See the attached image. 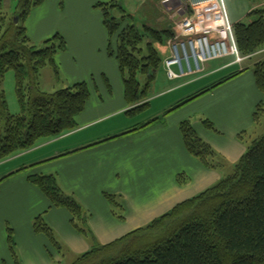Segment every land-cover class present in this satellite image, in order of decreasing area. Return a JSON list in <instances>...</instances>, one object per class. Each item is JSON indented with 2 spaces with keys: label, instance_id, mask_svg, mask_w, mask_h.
Masks as SVG:
<instances>
[{
  "label": "trees",
  "instance_id": "trees-1",
  "mask_svg": "<svg viewBox=\"0 0 264 264\" xmlns=\"http://www.w3.org/2000/svg\"><path fill=\"white\" fill-rule=\"evenodd\" d=\"M16 1L13 19L7 20L3 12L4 0H0V163L30 152L46 140H57L75 131L76 118L83 113L90 96L83 83L54 93L40 90L39 75L43 69L50 67L54 77L60 79L55 56L65 50L66 42L56 33L43 42L45 46L42 49H38L29 41L25 23L31 11L46 0ZM99 7H103L101 14L108 34L109 55L115 57L123 77L125 103L129 106L127 113L132 116L139 114L150 106L148 96L162 67L154 45L173 37V33L169 29L157 30L149 26L139 31L128 24L126 16L121 19L110 16L111 8L120 9L115 2L99 3L96 8ZM247 18L249 23L233 24L241 58H250L264 51V5L252 9ZM8 71L14 73L15 92L20 105V114L17 115L9 112L2 90V81ZM139 75L144 77V86L139 83ZM236 76L233 74L197 97L179 102L165 115ZM253 78L262 95V101L252 115L256 127L264 117V62L254 64ZM156 121L160 120L157 118L139 125L131 132ZM201 124L206 130H216L210 120H202ZM178 129L188 154L210 170L223 166L214 162L217 153L196 134L188 119L182 121ZM27 182L39 190L50 207L67 210L74 226L85 233L75 223V220L85 223L82 207L72 195L63 192L53 175H30ZM107 197L114 203L115 196ZM33 231L44 235L59 251L53 231L41 215L35 218ZM7 232L12 250V230L7 229ZM144 232L146 235L135 236ZM144 239V244H139ZM74 264H264V134L246 149L230 175L179 203L147 228L134 231L109 245L93 247Z\"/></svg>",
  "mask_w": 264,
  "mask_h": 264
},
{
  "label": "crops",
  "instance_id": "crops-1",
  "mask_svg": "<svg viewBox=\"0 0 264 264\" xmlns=\"http://www.w3.org/2000/svg\"><path fill=\"white\" fill-rule=\"evenodd\" d=\"M148 1L151 3L149 9H160L159 13L164 14L161 19L162 22L166 21L168 26H170L166 28L165 26L167 24L164 23L161 25L162 27L157 29H169L174 36L177 33L176 24L182 18L180 10L181 5L183 4L182 1ZM249 1L251 3V8H249L246 0H236L235 3L233 0H224L232 24L240 23L243 21L241 18L245 14H249L252 12V9L261 8L264 5V2L257 3L254 0ZM62 2L63 0H46L40 5L48 10V14L45 17L40 20H31L30 23H28L29 17L26 19L25 29L28 39L32 42L49 39L56 31L55 28L58 24L61 29L59 34L62 36L64 42H66V45H70V50H64V53H62V64L67 63L69 67L72 63H79L81 66L76 70L78 78H82L87 74L98 75L103 72L102 74H99L101 75V78H99L98 81L95 82L94 77L90 79L94 91H100L101 95L93 98V100H95V106L91 105L92 103L90 102L86 105L83 113L76 118L75 122L77 124V129L75 131L69 133V135L63 137V139L57 140V142L50 143L51 141H49L46 143V146L41 144L34 148V150L28 153V156H35L33 159L31 158L28 160L27 163L25 161V153L19 154L0 163L1 243L2 239H4V231L1 230V222L3 221V218L7 216L17 217L20 209H22L23 206L27 204L28 200H30L29 195L39 196L40 194L37 188L28 184L27 177L30 175L26 172L24 173V171H26L27 166H35V164L48 161L50 159L49 157H52V159L61 157L55 164L60 187L69 190L72 189L73 192L76 191L86 194L88 199L93 198V192L95 191L97 184L104 182L112 165L110 159L107 157L110 156L112 150L118 149V147H120V151L123 150L125 152L130 147H134L135 151L137 148L140 151L145 147L158 148V152L156 151L152 154L149 153L146 155L148 156L146 158L142 156L143 152L139 151L137 153L139 158L142 156L140 168L145 166L144 160L150 162L148 168H153L155 174H159V171H164L167 167L169 171H173L169 175V178L172 180L179 167L184 168L185 166H189L192 171L191 175L193 174L198 177L199 179L197 180L199 181H197L198 183L196 186L189 188V192L181 195L182 198H185L181 199L183 200L181 202L209 189V186L219 182L222 178V176L217 173V169H208L186 151L184 143L182 142L181 133L178 129L179 124L186 120V115L183 111L174 112V114L167 116V119L170 120L167 124L164 123L165 121L153 122L155 124L150 125L151 127L143 130L142 133L139 132V134L132 135L130 138L122 139L123 141L118 142L116 145L106 144L103 147L94 146L98 143L103 144V142L108 139L133 133L131 131L138 128L139 125L146 123L139 124L137 127H130L127 131L125 130L126 132H117L120 134L115 133V135L113 133V135L106 137L99 136L101 135V131H91V129L97 125V122L103 121L106 117L115 115V113L121 111H126L127 114L129 106L125 103L123 77L120 74L117 61L112 63L108 58L109 53L108 55L104 53V48H107L109 40L106 28L103 26L102 14L98 17L93 11V7L96 8L97 4L94 6L92 5L93 2L88 0H65V2ZM146 8L148 9L147 6ZM146 8H144V10H146ZM87 16L94 20H99L100 18L101 22L89 21ZM171 38L163 43L167 46V43ZM154 47L158 50V55L162 61L161 69L164 72L163 59L168 57L169 49L167 48V52L165 53V49H163V47H158V44H155ZM223 60L224 59H221L219 61ZM258 62H264V51L256 53L250 58H244L240 64H233L232 59H225L224 63H219V65H215L213 62L207 63L204 66L203 72L194 75H186L181 79L169 81L166 76L169 85L156 91L154 95L148 96V102L149 104H152L168 95L173 96V98L167 102H163L160 116L158 115L157 117H154L151 121L157 118L160 120L179 102L197 97L199 93L219 84L221 80L229 78L233 74H237L238 76L232 78L230 81L221 84L219 87L210 90L202 96H199L198 98H200V100H198L199 102L195 105L205 112L207 116L206 118L215 125L217 132L204 129L201 124V121L204 119L191 123L196 134L199 135L204 142L208 143L210 147L215 149L222 156V160L226 161L227 164H230V167L234 166L238 159L244 155V151H246V147L239 142L237 136H239L240 132L251 129L252 126L255 127L252 115L258 103L262 101V95L256 88L253 75L251 72L245 73L249 67L253 71L254 64ZM246 63L248 64V67L242 65ZM235 65H239V68L231 71V68ZM118 74L121 75L119 79ZM111 81L116 84L117 87L116 96L114 97L115 100L109 97V94L114 90V88L111 87V84H113ZM79 83H83L87 86L91 96V88L89 87V84L85 81H80L73 85H79ZM121 89L122 101L119 98V91H121ZM154 90H157V88ZM104 100L108 103H105ZM195 106L193 107L195 108ZM115 109H118L115 113L107 114L108 112H113ZM112 129L113 127L111 130ZM58 143H61V145L58 146L60 151L53 152V156L47 157L48 154H41V151L46 149V147L50 145H58ZM158 153L161 155L160 157ZM35 174L42 173L36 171ZM175 182L177 181L175 180ZM174 187L176 188V186ZM46 207L47 212L50 210H52L50 213L60 212L57 211L59 209L50 207L49 201L47 202ZM60 213L56 214L60 215ZM61 215L63 219L58 220V222L55 221L56 223H60V221L66 222L67 219L64 218L66 217V213L63 212ZM18 220L19 217H17V221ZM39 236L41 237V235ZM118 239L110 241L109 243L115 242ZM109 243L105 245H109ZM12 245L14 246L13 238ZM45 247L47 252H49V249L47 248L48 246ZM17 262L18 261H16V264H18Z\"/></svg>",
  "mask_w": 264,
  "mask_h": 264
},
{
  "label": "rangeland",
  "instance_id": "rangeland-1",
  "mask_svg": "<svg viewBox=\"0 0 264 264\" xmlns=\"http://www.w3.org/2000/svg\"><path fill=\"white\" fill-rule=\"evenodd\" d=\"M88 1L93 2L92 5L94 6L99 3L108 4L110 2L119 4L120 9L111 8V10L109 11L110 16L116 17L117 19H121L123 16H126L128 24L136 27L139 31H143L144 26H149L153 29H159V27H162V24H167L166 21L162 22L161 20L164 14L159 13L160 9H149V7H151V3L148 0ZM180 1H182L183 3L181 5L182 9L186 0ZM233 1L234 3L236 2V0ZM16 2V0H4L3 12L6 15L7 20L13 19ZM63 2H65V0H63ZM246 2L248 3L249 8H251L250 1L246 0ZM146 6L148 7V9L146 8ZM102 8L103 7H93V11L98 17L102 13ZM144 8H146V10H144ZM47 14L48 10L45 7H37L31 11L28 23H30L31 20H40ZM247 14H245L241 19H243V22L249 23L250 20L247 18ZM87 19L93 22H101L100 18L99 20H94L93 18L87 16ZM165 27L168 28L170 26H168L167 24ZM55 30L56 31L53 33V35L61 31L58 24L56 25ZM53 35L50 38H52ZM171 39L169 40V42L171 41ZM45 40L47 39H42L38 42H31L38 49H42V47L45 46V43H43ZM168 43L167 46L165 43H159L158 47H163L166 53ZM107 48H104L105 52L103 51L104 53H106V55H108L109 53ZM67 50H70L69 44L66 45L65 51ZM62 53H64V51L57 52V55L55 56L56 63L59 66L60 79L57 80L56 77H54V72L50 67L43 69V71H41L39 75L40 90H42L43 92L45 91L54 93L57 90L65 89L80 81H85L91 88V96L88 99L90 101H88L87 104L91 102V105L95 106V100H93V98L99 97L101 94L99 90V92L94 91L90 79L94 77V81H98L99 78H101V75L99 74H102L103 72L99 73L98 75L87 74L82 78H78L76 70L80 68L81 65L79 63H72L71 66L68 67L67 63L62 64ZM108 56L112 63L116 62L114 56ZM228 59H232V61H234V58L230 57ZM224 60L213 62V64L219 65V63H224ZM242 65L248 67L247 63ZM238 68L239 65H235L231 68V71H234ZM164 72L161 68L160 71L157 72L158 74L154 83L152 84L153 86L151 88L149 96L154 95L156 91H159L161 90V88L169 85V82L166 79V73ZM247 72H251V74L253 75V71L252 69H250V67L245 71V73ZM118 75L119 79L121 75ZM138 79L139 83L144 86V77L139 75ZM111 85L114 90L111 94H109V97L115 100L114 97L116 96L117 87L114 83ZM155 88H157V90H154ZM2 90L5 93L9 112L12 115H17L18 113L20 114V105L15 92V79L13 71H8L5 74L2 81ZM121 95L122 89L121 91H119V98L122 101L123 98ZM171 98H173V96H165L164 98H161V100L155 101L150 104L147 110L139 112V114L133 116L128 113L126 114V111L115 113V111L118 110L115 109L113 112L107 113H115V115L106 117L103 121L97 122V125L95 124L96 126H94L91 131H101V135L99 136L104 137L113 135V133L120 134L117 132H126L130 127H137L139 124L147 123L154 117H157L158 115L160 116L162 112L163 102H167ZM198 100H200V98L189 102L184 107L175 110L174 112L183 111L186 115V119H188L191 123L195 121L198 122L200 119L208 120V118H206L207 116L205 112L200 110V107L195 106L197 105V102H199ZM104 101L105 103H108L106 102V100ZM193 106H195V108ZM174 112L163 116V118H161L159 122L165 121L164 123L167 124L170 121L167 119V116L174 114ZM153 124L155 123H152L151 125ZM112 127L113 129L111 130ZM149 127L151 126L139 129L138 132L135 131L133 133H128V135L117 137L116 139H108L103 144H97L95 146L103 147L106 144L116 145L118 144V142L123 141L122 139H127L128 137L130 138V136L139 134V132L142 133L143 130ZM214 128L216 129L215 125ZM212 131L217 132V129ZM262 134H264V117L260 120V123L256 127L252 126L251 129L240 132L239 136H237V139L244 147H246V150L252 144V142ZM60 139H63V137L58 138L57 140ZM57 140H53L50 143L57 142ZM47 142L49 141L46 140L41 144H43V146H46ZM60 145L61 143H58V145H50L46 147V149L41 151V154H48L47 157L53 156V152L60 151L58 148V146ZM130 148H128L126 152L123 150L120 151V147H118V149L112 150L110 156L107 157L112 163L110 171L106 175L104 182L98 183L95 187L96 189L93 192L92 199H88L86 194H82L76 191H74V193L72 189L69 190L67 188L60 187L65 194L72 195L78 202V204L82 207L84 214L83 216L86 219L85 223L82 224L77 220H75V223L78 228L84 230L85 233L80 232L79 229H77L74 224L70 222V219L72 220V218L70 214H68L67 210L60 208L57 211H60L61 213H50V211L52 210L47 212L46 205L48 201L45 197L41 196V194H39V196L41 197L29 195L30 200H28L27 204L23 206V208L19 211V214L17 216L19 217L18 221L17 217L7 216L3 218V221L1 222V230L4 231V239H2V243L0 240V264H16V261H18V264H74V262L78 258L86 254V252L92 250L95 246H104L105 244L115 239L119 238L118 240H120L121 236L123 237L125 235L131 234L134 231L147 228L156 218L166 215V213H168L176 204L183 201L181 199L185 198H182L181 195L189 192V188L197 185V181H199L197 179L199 178L193 174L191 175L192 171L189 166L186 167L184 165V168H178L174 177V179L176 178L175 180L177 182H175L174 179L172 180L171 178H169L170 173L173 171H169L167 167L164 169V171H159V174H155L153 168H148L150 162L144 160L145 166L140 168L142 156L146 158L148 157L146 156L147 154H152L156 151L158 152V148L145 147L141 151L138 148L136 151L134 147L131 149ZM213 150L218 154V157L215 158L214 162L218 164L221 163L222 165L224 164L222 167H217V173L222 176V178L220 179L222 180L232 173L234 166L230 167V164H227L226 161L222 160V156L215 149ZM139 151L143 152L141 158L137 156V153ZM244 152L246 153V151ZM28 153L30 152H25L26 163L31 158L33 159L35 156H28ZM160 156L161 155H159V157ZM49 158L50 159L46 161V163L35 164V166H27L24 173L26 172L28 173V175H33L36 171H39L42 173V175L45 176L53 175L58 185L60 186L55 164L61 157H58L57 159H52V157ZM215 184L216 183H214L213 185ZM174 186H176V188ZM107 195L115 196V198L113 199L114 203L109 200V197H107ZM63 212L66 213V217H64L67 219L66 222L60 221V223H56L55 221L58 222V220L63 219L61 215L63 214ZM56 213H60V215ZM38 215L42 216L47 226L50 227L51 231H53L54 238L56 242H58L60 247L59 251L55 247H53V244L49 242L44 235H37L32 231L33 222ZM7 228L13 230L12 238L14 240V246L12 245V250L10 249L7 242ZM39 235H41V237ZM141 235H146V232H144V234L138 233V235L135 236L140 237ZM144 241L145 239L143 241H140L139 244H144ZM125 244H127V242ZM45 246H48L47 248L49 249V252H47ZM118 249H120V247H118Z\"/></svg>",
  "mask_w": 264,
  "mask_h": 264
},
{
  "label": "built area",
  "instance_id": "built-area-1",
  "mask_svg": "<svg viewBox=\"0 0 264 264\" xmlns=\"http://www.w3.org/2000/svg\"><path fill=\"white\" fill-rule=\"evenodd\" d=\"M181 13L163 60L169 81L201 73L207 63L221 59L242 63L224 0H186Z\"/></svg>",
  "mask_w": 264,
  "mask_h": 264
},
{
  "label": "water",
  "instance_id": "water-1",
  "mask_svg": "<svg viewBox=\"0 0 264 264\" xmlns=\"http://www.w3.org/2000/svg\"><path fill=\"white\" fill-rule=\"evenodd\" d=\"M16 22H17V20H16Z\"/></svg>",
  "mask_w": 264,
  "mask_h": 264
}]
</instances>
